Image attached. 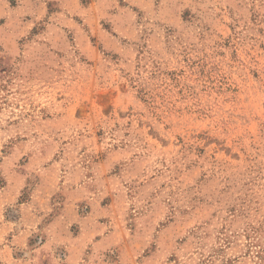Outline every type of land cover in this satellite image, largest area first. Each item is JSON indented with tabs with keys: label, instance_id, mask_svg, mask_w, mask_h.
<instances>
[{
	"label": "rangeland",
	"instance_id": "1",
	"mask_svg": "<svg viewBox=\"0 0 264 264\" xmlns=\"http://www.w3.org/2000/svg\"><path fill=\"white\" fill-rule=\"evenodd\" d=\"M0 264H264V0H0Z\"/></svg>",
	"mask_w": 264,
	"mask_h": 264
}]
</instances>
